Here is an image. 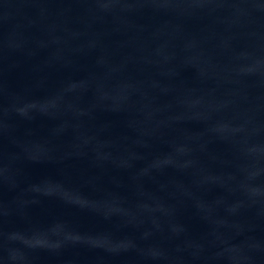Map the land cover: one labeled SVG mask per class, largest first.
<instances>
[{
  "label": "water",
  "instance_id": "obj_1",
  "mask_svg": "<svg viewBox=\"0 0 264 264\" xmlns=\"http://www.w3.org/2000/svg\"><path fill=\"white\" fill-rule=\"evenodd\" d=\"M0 264H264V0H0Z\"/></svg>",
  "mask_w": 264,
  "mask_h": 264
}]
</instances>
